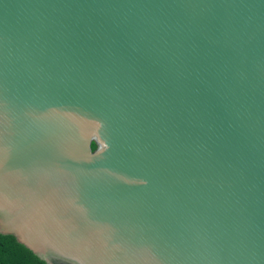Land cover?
Masks as SVG:
<instances>
[{"label": "water", "instance_id": "obj_1", "mask_svg": "<svg viewBox=\"0 0 264 264\" xmlns=\"http://www.w3.org/2000/svg\"><path fill=\"white\" fill-rule=\"evenodd\" d=\"M0 233L264 264V0H0Z\"/></svg>", "mask_w": 264, "mask_h": 264}, {"label": "trees", "instance_id": "obj_2", "mask_svg": "<svg viewBox=\"0 0 264 264\" xmlns=\"http://www.w3.org/2000/svg\"><path fill=\"white\" fill-rule=\"evenodd\" d=\"M0 264H46L14 236L0 233Z\"/></svg>", "mask_w": 264, "mask_h": 264}]
</instances>
